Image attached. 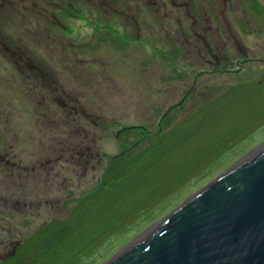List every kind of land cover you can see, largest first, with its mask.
<instances>
[{
    "label": "rangeland",
    "instance_id": "obj_1",
    "mask_svg": "<svg viewBox=\"0 0 264 264\" xmlns=\"http://www.w3.org/2000/svg\"><path fill=\"white\" fill-rule=\"evenodd\" d=\"M161 1L0 0L1 264H103L264 143V71Z\"/></svg>",
    "mask_w": 264,
    "mask_h": 264
},
{
    "label": "water",
    "instance_id": "obj_2",
    "mask_svg": "<svg viewBox=\"0 0 264 264\" xmlns=\"http://www.w3.org/2000/svg\"><path fill=\"white\" fill-rule=\"evenodd\" d=\"M103 264H264V143Z\"/></svg>",
    "mask_w": 264,
    "mask_h": 264
},
{
    "label": "flooded vegetation",
    "instance_id": "obj_3",
    "mask_svg": "<svg viewBox=\"0 0 264 264\" xmlns=\"http://www.w3.org/2000/svg\"><path fill=\"white\" fill-rule=\"evenodd\" d=\"M1 1H3L2 4L0 3L1 5L6 3V0ZM98 1V3L106 7L110 6L112 8L111 13L118 14L119 10L117 5L113 7L110 3H107V0ZM113 1L115 3V0ZM159 1L161 0H154L155 3H159ZM161 2L162 4L160 7L163 10L165 19L171 21V13L168 14L167 11H165L168 10L167 8H170L173 13H176L175 22H180V19L183 18L185 21L190 22V31L193 39H203L205 41L207 55L212 57L223 56V58L226 59L227 55H229L227 40H232V46L239 45L235 48L240 54L242 53V55H244V58L238 61V68L241 71L245 69L244 67L249 61H255L258 69L260 68L264 71V32H262L264 30V0H172L170 7L167 5L166 0H162ZM70 4L71 2H69V6ZM177 14L181 15L178 17ZM237 15H239V18ZM232 17L238 20V29L234 28L236 23L234 26L232 25ZM52 20L54 21V15L52 16ZM221 24L222 27H220ZM243 28L246 30L248 28L255 30L256 33L258 32V34H260L259 41L256 42L254 46L246 47V41H243V38H246L244 37L246 36V32ZM240 29L242 31H239ZM250 54L256 55L257 57H248L247 55ZM258 82H260V80H258ZM16 252L17 250L14 254H16Z\"/></svg>",
    "mask_w": 264,
    "mask_h": 264
},
{
    "label": "trees",
    "instance_id": "obj_4",
    "mask_svg": "<svg viewBox=\"0 0 264 264\" xmlns=\"http://www.w3.org/2000/svg\"><path fill=\"white\" fill-rule=\"evenodd\" d=\"M118 160H119V158L112 160L111 167H110L109 171L107 172V174L105 175V177L103 178L102 185L105 183V179L109 175H111V173H114L115 180H117V181L121 180L124 176L127 175V172H128V169L129 168H127V169H120L116 173V171H117V166L116 165L118 163ZM54 227H56V226H54ZM57 227L59 228V226H57ZM52 231H55V228L52 229V227H45V229H44V232H47V234H48V232L51 233ZM47 234H44V235H47Z\"/></svg>",
    "mask_w": 264,
    "mask_h": 264
}]
</instances>
